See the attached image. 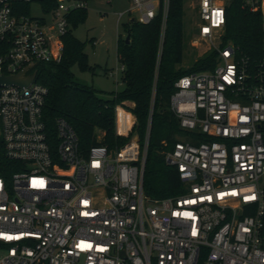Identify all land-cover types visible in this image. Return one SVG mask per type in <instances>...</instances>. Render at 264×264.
<instances>
[{"label": "built area", "instance_id": "obj_1", "mask_svg": "<svg viewBox=\"0 0 264 264\" xmlns=\"http://www.w3.org/2000/svg\"><path fill=\"white\" fill-rule=\"evenodd\" d=\"M112 1L53 0L47 11L45 0H0V76L60 62L70 16ZM128 1L118 23L161 16L163 37L171 0ZM230 1L193 0L195 45L222 40ZM243 8L264 18V0H244ZM216 52L214 70L175 84L171 110L192 136L164 154L184 185L166 199L144 188L151 119L144 143L136 133L114 151L84 152L63 119L51 140L48 89L37 79L0 88V141L20 165L10 178L0 174V264H264V62L239 57L232 43Z\"/></svg>", "mask_w": 264, "mask_h": 264}, {"label": "trees", "instance_id": "obj_2", "mask_svg": "<svg viewBox=\"0 0 264 264\" xmlns=\"http://www.w3.org/2000/svg\"><path fill=\"white\" fill-rule=\"evenodd\" d=\"M244 0H231L227 8V23L222 34V46L232 43L239 57L252 62H264V18L261 12L253 13L243 8ZM22 14H30L29 5H20ZM55 7L53 0H45V9ZM184 0H171L165 38L162 44V18L158 16L150 24L128 22L127 43L118 40V59L123 66V92L103 99L93 86L78 80L73 72L97 74L98 67L90 66L86 53L87 42L74 36L73 30L86 21L88 11L80 10L70 16V31L63 38L64 52L60 62L39 64L37 84L48 89L43 109V121L52 139L56 136V123L65 120L79 137L82 151L97 145L114 151L128 139L116 134V109L125 102L135 106L131 110L136 118L133 135L138 134L145 142L150 119L152 120L144 188L147 196L154 199L176 197L184 192L178 171L169 166L162 154L172 150L178 143L177 136L190 138L181 130L179 121L171 110V97L176 82L189 74L212 71L217 64V52L197 62L186 72L177 69L184 60ZM133 118L120 111L118 130L124 134ZM104 133L99 140L98 133ZM203 140V139H202ZM166 142L167 146L162 143ZM166 148V149H165ZM19 163L9 160L0 141V174L10 178L18 170Z\"/></svg>", "mask_w": 264, "mask_h": 264}, {"label": "rangeland", "instance_id": "obj_3", "mask_svg": "<svg viewBox=\"0 0 264 264\" xmlns=\"http://www.w3.org/2000/svg\"><path fill=\"white\" fill-rule=\"evenodd\" d=\"M192 3L193 0H184V60L177 67L178 70L183 72L191 70L197 62L206 58L211 53L216 52V48L222 45V40H217L214 45L194 44L198 20L193 12ZM87 9L88 15L86 21L79 24L73 30V34L79 40L87 42L86 53L89 56V64L92 67L97 66L98 71L96 75H93L91 72H82L78 67H74L72 70L80 82L93 86L98 90L101 98L111 99L112 94L121 93L125 88L120 71L121 64L118 59V40L120 36L126 40L128 35L126 34L124 26L130 21H128V17H125L121 24H119L118 18L120 13L131 10L132 4L128 0H114L111 3L91 2L88 4ZM32 12L35 17H41L43 15L38 5L33 6ZM164 38L165 34L162 37V44ZM118 107L120 111L128 115H133L131 111L133 107L128 102ZM118 115L117 112L116 134L128 139L123 144L125 146L132 140H135L136 136L133 139V133L125 135L126 132L124 134L119 132ZM133 117L136 125L137 120L134 115ZM132 123L129 127H131ZM98 135L99 140H102L104 133L99 132ZM177 139L182 140L185 137L178 135ZM140 142L142 143L141 139ZM162 144L167 146L166 142ZM166 151L167 149L162 154H165Z\"/></svg>", "mask_w": 264, "mask_h": 264}, {"label": "water", "instance_id": "obj_4", "mask_svg": "<svg viewBox=\"0 0 264 264\" xmlns=\"http://www.w3.org/2000/svg\"><path fill=\"white\" fill-rule=\"evenodd\" d=\"M126 42H130V36L128 35L126 38ZM27 70L24 72H21L18 75L14 76H0V88H8V87H17L20 89L23 88H29L31 85H33L37 79V73L27 76L26 75Z\"/></svg>", "mask_w": 264, "mask_h": 264}, {"label": "crops", "instance_id": "obj_5", "mask_svg": "<svg viewBox=\"0 0 264 264\" xmlns=\"http://www.w3.org/2000/svg\"><path fill=\"white\" fill-rule=\"evenodd\" d=\"M120 37H121V36H120ZM94 43H95V42H94ZM94 43H93V45H94ZM128 103H129L130 105H132V107L134 108L135 105H134L133 103H131V102H128ZM119 111H120V109H118V114H119ZM130 116H131V114H130ZM131 117L134 118L133 115H132Z\"/></svg>", "mask_w": 264, "mask_h": 264}]
</instances>
